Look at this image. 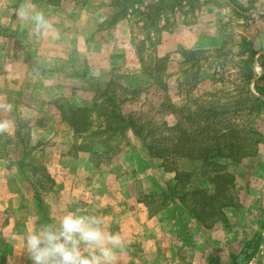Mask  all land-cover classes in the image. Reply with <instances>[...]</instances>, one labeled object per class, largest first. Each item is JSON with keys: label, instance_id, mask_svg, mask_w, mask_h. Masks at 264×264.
<instances>
[{"label": "crops", "instance_id": "1", "mask_svg": "<svg viewBox=\"0 0 264 264\" xmlns=\"http://www.w3.org/2000/svg\"><path fill=\"white\" fill-rule=\"evenodd\" d=\"M146 1L143 0L140 6L142 11ZM194 1V22L176 24L172 34L163 33L166 16L158 18V49L163 45L188 50L220 47L227 37L226 21L232 12L264 15V0ZM182 8L187 9V6L184 4ZM107 18L103 13L97 20L86 21V27L96 28L105 24ZM126 21V18L120 20V25L115 27L116 32L129 26ZM9 25L14 28L13 22H6L3 28L9 29ZM65 25L67 28V23ZM90 34L93 37L95 32ZM183 34L190 39H183ZM124 35L120 38L114 36L97 48L96 43L89 44L90 36L82 39L85 47L80 45L76 36L74 40L59 35L47 38L38 47L44 50L40 59L24 54L30 51L29 47L20 46L15 33L0 32V105H11L10 111L0 107V118L11 121L10 131L0 133V264H30L24 248L25 235L40 225L58 221L70 211L95 215L103 221L105 230L121 236L124 246L117 250L113 264H218V257L214 255H218L219 249L236 256L240 251L241 254L248 253L258 243L257 231L261 228L254 229L251 237L246 232L238 233L234 224V219L239 217L238 210L233 213L231 206L223 210L226 222H220L211 229L201 227L177 199L170 207L150 213L139 197L144 183L135 166L125 170L121 157L119 165L110 166L95 164L81 152L65 155L64 150L73 143L69 128L60 119L44 127L38 126L39 120L36 119L41 109L49 105L57 112L52 103L70 96L67 93L71 91L65 89L56 77L72 75L69 71L80 63L98 74L120 68L126 76L124 85L128 89L140 85L138 61ZM92 52L100 54L97 62L91 61ZM33 59L39 60L35 66ZM131 68L134 72L129 74L128 69ZM33 76H38L43 85L37 98L33 97L36 92L31 89V84H27ZM16 116L26 122L33 120L30 123L34 126L31 134L33 144L39 146L50 141L56 150L53 161L47 166L52 169V186L48 189L36 187L32 189V195L25 183L27 172L14 161L13 150L4 144L16 135ZM24 116L29 118L25 120ZM159 175L167 182L174 177V173L165 171ZM250 241L252 247L247 246ZM237 259H234V264H239Z\"/></svg>", "mask_w": 264, "mask_h": 264}, {"label": "rangeland", "instance_id": "2", "mask_svg": "<svg viewBox=\"0 0 264 264\" xmlns=\"http://www.w3.org/2000/svg\"><path fill=\"white\" fill-rule=\"evenodd\" d=\"M113 2L114 0H50L49 2L44 0H0V32L15 33L14 37L20 46L29 47L30 51L27 54L25 51L24 54L34 55L40 59H42L41 54L44 53V50L38 47H41L44 39L47 38L59 35L74 40L76 36L80 45L85 47L84 41H82L83 37H92L90 32H95L94 36L89 38V44L96 43L97 48L100 43H108L112 37L118 36L120 38L123 37L122 34H125L124 37L127 36L129 45L134 49L139 66L138 70L141 74L140 85L134 88L140 90L138 99L134 101V106L131 108H137L143 102L151 101L159 104L163 100L176 107L187 106L193 111L201 101L208 100V94L221 97L220 103L228 102L229 97L235 98L243 92L240 76L247 72V66L243 64V60L249 57V48L257 49L259 54L264 53V15L262 14L243 15L232 12L226 21L227 37L220 47L191 50L196 51L195 54L188 55L185 53L190 50L178 46L163 45L158 49L157 32L159 29L156 25H151L144 15H141L147 13L145 9L143 11L140 9L141 4L136 5V9L128 8L126 13L120 15L113 22L114 14L119 10V6L112 5ZM146 2V4H151L153 0ZM154 2L162 5L163 10L160 11V16H166V23L162 27L163 33L172 34L176 24H190L196 18L194 0H155ZM184 4L187 9L182 8ZM21 8L28 9L30 17L33 13L42 14L49 26L47 28L38 27L31 18L22 19L19 15ZM103 13H106L108 17L105 24L98 25L96 28L86 27V21L94 18L97 20ZM124 18H126L129 28L122 27L116 32V25H120L118 23ZM6 22L9 24L13 22L14 28L10 25L9 29L3 28ZM65 23H67V28L66 25L64 26ZM115 32L116 34H114ZM183 36H185L183 38L185 40L186 38L190 39L186 37L187 34H183ZM168 41L172 42L171 39ZM91 55V61L97 62L100 54L92 52ZM258 55L255 56L253 62L256 77L263 73V69L257 60ZM184 59H188V61L184 62ZM33 60L35 66L39 60ZM156 61H162L166 67L160 73L161 79L166 81L165 87H161L154 80L158 70V67H154L158 65ZM133 69H128V73L134 72ZM69 72L72 75L57 76L56 79L57 81L61 80L65 89L71 91L67 93L70 96L56 100L52 103L53 105L67 101L73 105H82L85 101L93 98L92 92H86L88 88L98 84L99 88L103 90L106 86L104 83L110 79L124 85V77H126L120 68H112L106 73L98 74L91 72L90 67L81 63L79 66H74ZM27 84H31V89L36 92L33 97L37 98L41 92L39 89L43 87L39 77L33 76L30 78V83ZM259 87L264 89V81L259 83ZM250 88L255 91L253 80L250 83ZM134 89L130 88V90ZM71 96L73 100H71ZM41 110L38 119H36L39 120V127H44L46 124L60 119L72 132L67 123L61 120L58 110L56 112L49 105ZM172 119L171 117L167 118L168 121ZM32 121V119L29 122L22 121L16 116L17 135L12 141L10 139L4 141V144L8 146L7 148L13 150L11 153L14 161L18 164L21 160L19 165L24 167V171L28 174V177H25V183L31 195L34 192L32 189L36 187V189H48L52 186L53 173L52 169H48L47 166L53 161L54 153H56L50 141L40 144L41 146L32 143L31 134L32 127H34L30 124ZM252 122L254 128L262 134L263 140L258 144L255 157L252 156L247 162L243 161L241 165L233 167L236 184L233 194L235 198L236 193V198L231 210L232 212L238 210L239 217L234 219L238 233L246 232L251 237L254 229L261 228L257 231L259 233L257 248L253 256L248 259L247 264H264V110ZM113 141L112 144L115 143L116 147L108 155L100 157V153L85 154L95 164L110 166L119 165L118 162L121 157L125 170H130V167L135 166V170L140 171L138 173L142 175L144 184L139 197L148 207V211L156 213L167 206L170 207L173 200L165 199L167 192L164 195L162 190L166 189L163 187L164 184L172 185L173 179L167 182L166 179L160 177L159 172L164 171L160 166L161 161L150 156L141 142L131 134L123 138L118 137ZM80 142L83 143L84 141L80 140L78 144ZM63 153L76 155L80 152L70 147L65 149ZM179 168L192 172L190 182L186 186L188 192L197 189L213 192L214 185L210 181L211 173L207 169H200L193 161H181ZM181 191H178L179 194ZM175 196H178V193ZM250 243L251 241L247 246H251ZM238 254L242 255L243 253L241 254L240 251ZM234 255L235 253L232 254L230 251L219 249L218 255L215 254L214 256L218 257V264H234Z\"/></svg>", "mask_w": 264, "mask_h": 264}, {"label": "trees", "instance_id": "3", "mask_svg": "<svg viewBox=\"0 0 264 264\" xmlns=\"http://www.w3.org/2000/svg\"><path fill=\"white\" fill-rule=\"evenodd\" d=\"M142 3L143 0H114L112 5L119 6V10L114 14L113 22L128 8L136 9L135 6ZM144 7L147 13L141 15L151 25H156L163 10L162 5L149 3ZM195 52L190 50L185 54L193 55ZM248 52L249 57L243 60L247 72L240 76L243 92L235 98L229 97L228 102L220 103L221 97L208 94V100L201 101L193 111L187 106L176 107L163 100L159 104L147 101L137 108H131L140 90H130L110 79L104 83L106 86L103 90L98 84L88 88L86 92H92L93 98L82 105H73L68 101L56 103L61 120L72 130L71 148L78 152L100 153L102 157L116 147L115 143L112 144L113 140L131 134L150 156L161 161L160 166L164 171L174 173L173 184L163 186L166 189L162 193L165 195L167 192L165 199H177L203 228L211 229L220 222L224 223L226 217L223 210L233 206L236 198V193L235 198L233 194L236 189L233 167L255 157L258 144L263 140L252 120L264 110V89L259 87V83L264 81V53L259 54L252 47ZM257 55L263 69L259 77H256L253 68ZM156 62L158 65L154 67H158V70L154 80L165 87L166 81L161 79L160 73L166 67L162 61ZM252 80L255 91L250 88ZM168 117L173 119L168 121ZM80 140L84 142L78 144ZM181 161H193L200 169H207L211 173L213 192L205 189L188 192L186 186L192 172L181 170ZM177 193L178 196H175ZM256 248L257 243L251 251L236 255L234 259L238 258L236 261L239 264H247Z\"/></svg>", "mask_w": 264, "mask_h": 264}, {"label": "clouds", "instance_id": "4", "mask_svg": "<svg viewBox=\"0 0 264 264\" xmlns=\"http://www.w3.org/2000/svg\"><path fill=\"white\" fill-rule=\"evenodd\" d=\"M22 19L31 18L38 27L49 25L40 13L21 8ZM10 111L11 105H0ZM11 121L0 118V133L9 132ZM118 233L105 230L95 215L68 212L58 221L40 225L25 235L24 248L30 264H113L117 250L123 249Z\"/></svg>", "mask_w": 264, "mask_h": 264}, {"label": "water", "instance_id": "5", "mask_svg": "<svg viewBox=\"0 0 264 264\" xmlns=\"http://www.w3.org/2000/svg\"><path fill=\"white\" fill-rule=\"evenodd\" d=\"M235 264H238V263H235Z\"/></svg>", "mask_w": 264, "mask_h": 264}]
</instances>
